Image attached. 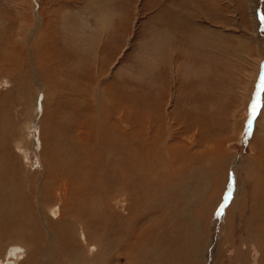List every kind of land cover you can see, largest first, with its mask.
Here are the masks:
<instances>
[{
	"label": "rangeland",
	"instance_id": "1",
	"mask_svg": "<svg viewBox=\"0 0 264 264\" xmlns=\"http://www.w3.org/2000/svg\"><path fill=\"white\" fill-rule=\"evenodd\" d=\"M261 16L264 0H0V187L18 192L2 225L33 246L19 264L264 263V92L246 134Z\"/></svg>",
	"mask_w": 264,
	"mask_h": 264
},
{
	"label": "bare ground",
	"instance_id": "2",
	"mask_svg": "<svg viewBox=\"0 0 264 264\" xmlns=\"http://www.w3.org/2000/svg\"><path fill=\"white\" fill-rule=\"evenodd\" d=\"M168 11V10H167ZM99 33V32H98ZM97 115H99V114H97ZM34 118V117H33ZM153 119V118H152ZM151 119V120H152ZM155 120V119H154ZM154 120H152V121H154ZM33 121H35V120H33ZM160 122V121H159ZM156 123V122H155ZM155 123H153L154 124V126H155ZM34 124V123H33ZM32 124V125H33ZM159 124V123H158ZM157 124V125H158ZM146 126V125H145ZM148 127H151V126H148ZM153 127V126H152ZM185 127V126H184ZM156 128V127H155ZM154 128V129H155ZM171 128V127H170ZM186 128V127H185ZM136 129V128H135ZM144 129V128H143ZM146 129V128H145ZM148 129H150V128H148ZM169 129V128H168ZM139 130V129H138ZM164 130H166V129H164ZM163 130V132L165 133V131ZM172 130V129H171ZM187 130V129H186ZM186 130H184V131H186ZM144 131V130H143ZM159 131H162L161 129H159ZM137 133H138V131H136ZM136 132H133V133H136ZM167 132V131H166ZM170 132V131H169ZM188 132V131H187ZM139 133H140V131H139ZM146 133H147V131H146ZM161 133V132H160ZM132 134V133H131ZM144 134H145V132H144ZM143 134V135H144ZM162 134V133H161ZM137 135V134H136ZM141 135V134H140ZM150 135H151V133H150ZM150 135L149 136H147V134H146V136L147 137H150ZM158 135V134H157ZM131 137L130 138H127V139H130V140H132L133 142L132 143H134L135 142V137L133 136V135H130ZM139 135H137V137H138ZM146 136H143V138L141 139V141L146 137ZM169 136V135H168ZM140 137V136H139ZM138 137V138H139ZM162 137V136H161ZM160 137V138H161ZM167 137V136H166ZM165 137V135H164V137L163 138H166ZM172 137V136H171ZM141 138V137H140ZM139 138V139H140ZM159 138V139H160ZM169 138V137H168ZM167 138V139H168ZM172 138H174V137H172ZM192 138V137H191ZM147 139V138H146ZM184 139H186V138H184ZM152 140V139H151ZM30 141V140H29ZM144 141V140H143ZM142 141V142H143ZM153 141V143H154V141L155 140H152ZM161 141H163V139L161 140ZM185 141V140H184ZM121 142H122V140H121ZM146 142V141H145ZM164 142H166V140L164 141ZM24 143V142H23ZM30 143V142H29ZM29 143H27L26 144V146H29ZM131 143V142H130ZM131 143V144H132ZM136 143V142H135ZM140 143V142H139ZM152 143V142H151ZM156 143H158L159 144V142H156ZM155 143V144H156ZM167 143V142H166ZM185 143V142H184ZM195 143V142H194ZM197 143V142H196ZM137 144V143H136ZM146 144V143H145ZM144 144V145H145ZM158 144H157V146H158ZM192 144V143H191ZM113 145H115V144H113ZM142 145H143V143H142ZM154 145V144H153ZM188 145V144H187ZM186 145V146H187ZM196 145V144H195ZM194 145V146H195ZM21 146V145H20ZM26 146H24V148L26 147ZM141 146V145H140ZM140 146H138V147H140ZM164 146V145H163ZM116 147V146H115ZM132 147V146H131ZM135 147V146H134ZM145 147V146H144ZM144 147H143V149H144ZM147 147V146H146ZM145 147V148H146ZM152 147V146H151ZM160 147V146H159ZM190 147H191V145H190ZM197 147V146H196ZM22 148H23V146H22ZM136 148V147H135ZM155 148V147H154ZM193 148V147H192ZM80 149V148H79ZM78 149V151H80ZM157 149V148H156ZM155 149V150H156ZM167 149V148H166ZM190 149V148H189ZM194 149V148H193ZM22 150V149H21ZM27 150V149H26ZM25 150V151H26ZM123 149H121L120 151H122ZM145 150V149H144ZM150 150H154L153 149V147H152V149L150 148ZM175 150V149H174ZM173 150V151H174ZM181 150V149H180ZM191 151H193L192 149H190ZM136 152L135 153H137V151L138 150H135ZM188 151V150H187ZM139 152V151H138ZM145 152V151H144ZM154 152V151H153ZM156 152H157V150H156ZM166 152V151H165ZM171 152V151H170ZM176 152V151H175ZM80 153V152H79ZM141 153V152H140ZM179 153V152H178ZM182 153V152H181ZM197 153V152H196ZM24 154V153H23ZM133 154V153H132ZM139 153H137V155H138ZM146 154V153H145ZM150 154V157H148L149 158V160H151L150 158L152 157L153 159L152 160H155L157 157H153V156H151V154H153L152 152H150L149 153ZM176 154V153H175ZM136 155V154H135ZM140 155H142V154H140ZM147 155V154H146ZM159 155V154H158ZM164 155H165V153H164ZM178 156H179V154H177ZM197 155V154H196ZM143 156H144V154H143ZM140 157V156H139ZM146 157V156H145ZM181 157V156H180ZM191 157V156H190ZM196 157V156H195ZM116 158H117V156H116ZM148 158H147V161H148ZM177 158V157H176ZM158 159V158H157ZM194 159V158H193ZM138 160V159H137ZM162 160V159H161ZM157 161V160H156ZM151 162V161H150ZM155 162V161H154ZM159 163H160V161H158ZM40 164V163H39ZM84 164V163H83ZM151 164V163H150ZM147 165H149V162H148V164ZM151 165H153V164H151ZM155 166V165H154ZM144 167H146V166H144ZM149 167V166H148ZM151 167H153V166H151ZM80 168H82L81 170H83V166L82 167H80ZM79 168V169H80ZM85 168V167H84ZM156 168V167H155ZM94 169V168H93ZM142 169V168H141ZM146 169V168H145ZM153 168H151V170H152ZM188 169V168H187ZM186 169V170H187ZM156 170V169H155ZM154 170V171H155ZM173 170V167L171 168V170L170 171H172ZM192 171V170H191ZM128 172H130V171H128ZM153 172V171H152ZM156 172V171H155ZM174 172V171H173ZM121 173V172H120ZM144 173V172H143ZM91 174V173H90ZM129 174V173H128ZM148 174V173H147ZM146 174V175H147ZM87 176H88V174H86ZM143 175V174H142ZM151 175H152V177H151ZM84 176V175H83ZM169 176H170V173H169ZM169 176H167V177H169ZM126 177V176H125ZM149 177V176H148ZM150 177H151V182L153 181L155 184H156V182L157 181H155L156 179H157V173H155V174H150ZM86 178V177H85ZM74 179V178H73ZM121 179V178H120ZM149 179V178H148ZM169 179V178H168ZM77 179H75V180H73V181H76ZM81 180H83V179H81ZM142 180V179H141ZM149 180V181H150ZM114 181V180H113ZM113 181H112V183H113ZM118 181V180H117ZM169 181V180H168ZM62 182V181H61ZM80 182H82V181H80ZM171 182V181H170ZM128 183V182H127ZM81 184V183H80ZM86 184V183H85ZM126 184V183H125ZM154 184V185H155ZM172 184V183H171ZM188 183H186V185H187ZM68 185V184H67ZM72 185H74V184H72ZM88 185V184H87ZM120 185V184H119ZM148 185H151V184H148ZM165 185H166V183H165ZM190 185V184H189ZM82 186H84V185H82ZM164 186V185H163ZM126 187V186H125ZM134 187V186H133ZM140 187V186H139ZM142 188H144L143 186H141ZM140 187V188H141ZM183 187V186H182ZM65 188V186L63 185L62 186V190L63 191H66V189H64ZM84 188V187H83ZM85 188H86V186H85ZM121 188V187H120ZM119 188V189H120ZM135 188V187H134ZM139 188V189H140ZM185 187H183V189H184ZM187 188V187H186ZM190 188V187H189ZM73 189V188H72ZM118 189V190H119ZM122 189V188H121ZM127 189V188H126ZM138 189V188H137ZM188 189V188H187ZM186 189V190H187ZM82 190H84V189H82ZM123 190V189H122ZM144 191V190H143ZM149 191V190H148ZM147 191V192H148ZM151 191V190H150ZM156 191V190H155ZM188 191V190H187ZM187 191H184V192H187ZM258 191V190H257ZM57 192H61V190L59 191H57ZM85 192V191H84ZM139 192H141V190L139 191ZM146 192V191H145ZM156 192H158V191H156ZM155 192V193H156ZM90 194V193H89ZM88 194V195H89ZM116 194V193H115ZM182 194H183V192H182ZM85 195V194H84ZM147 195V194H146ZM146 195H145V197H146ZM143 196V195H142ZM73 197H75L74 195H73ZM84 197V196H83ZM127 197H133V190H128V196ZM144 197V196H143ZM76 198V197H75ZM147 198V197H146ZM74 199V198H73ZM154 199V198H153ZM157 199V198H156ZM155 199V200H156ZM84 200H86V199H84ZM138 200H139V198H138ZM141 200V199H140ZM149 200H151V199H149ZM1 201H4V209L5 210H7V212H11L12 211V209H13V211H14V208L16 207V204H18V192H14V191H11V190H8V189H6V188H4V186H3V184H2V187H0V202ZM40 201V200H39ZM39 201H38V203H39ZM133 201V200H132ZM134 201H135V198H134ZM157 201H159V199H157ZM165 201V200H164ZM155 202V201H154ZM168 201H166V203H167ZM103 203V202H102ZM138 203V202H137ZM159 203V202H158ZM166 203H163V204H166ZM70 204V203H69ZM134 204V203H133ZM150 204H151V202H150ZM157 203H155V205H156ZM170 204V203H169ZM77 205V204H76ZM86 205V204H85ZM147 205H149V204H147ZM159 205V204H158ZM83 206V205H82ZM81 206V207H82ZM139 206V205H138ZM145 207H146V205H145ZM153 207H154V205H153ZM158 207H161V204H160V206H158ZM164 207H166L165 205H164ZM88 208V207H87ZM41 209V208H40ZM146 209V208H145ZM157 209V208H156ZM262 209H264V208H262ZM48 210V209H47ZM52 210V209H51ZM83 210V209H82ZM81 210V211H82ZM84 210H86L85 208H84ZM83 210V211H84ZM155 210V209H154ZM161 210V209H160ZM53 211V210H52ZM88 211V210H87ZM142 211V210H141ZM140 211V212H141ZM153 211V210H152ZM157 211H158V209H157ZM18 212V211H17ZM54 212V211H53ZM148 212V211H147ZM159 212V211H158ZM162 212V211H161ZM262 212V211H261ZM136 213H137V211H136ZM142 213H144V212H142ZM18 214V213H17ZM23 214V213H22ZM22 214H21V217H22ZM58 213H56V212H54L53 213V215H57ZM77 214V213H76ZM59 215V214H58ZM76 216V215H75ZM101 216V215H100ZM3 217H4V211H3V207H1L0 206V238H4V239H10V238H12V235L11 234H13V233H16L15 235H16V239H14L13 238V240H9L8 242H6V243H2L1 241H0V264H19V261H20V257H18L17 256V254H19L18 253V251H22V254L24 255V259H26V254L25 253H27V252H31V250L33 249V246H32V243L30 242V244H31V247H28L29 245H28V243H27V241L25 240V237H27V236H25L19 229H14L13 231H7V230H9V228H6L5 230H4V224L2 225V223L4 222V221H2V220H4L3 219ZM7 217V216H6ZM16 217V216H15ZM34 216H33V211H27L24 215H23V219H22V221H19V223L20 224H22V225H25V223H27V224H29V225H31L32 227H34V224L30 221V220H32V218H33ZM15 219V218H14ZM15 221H17V220H15ZM45 221V220H44ZM47 223V222H46ZM16 224V223H15ZM76 224V223H75ZM130 224V223H129ZM161 224V223H160ZM6 225V224H5ZM11 226V225H10ZM20 226V225H19ZM46 226V225H45ZM260 226V225H259ZM75 227V230L77 231V233H78V227H80V226H77V225H75L74 226ZM16 228H18V227H16ZM263 229V228H262ZM74 230V229H73ZM134 231V230H133ZM157 232V231H156ZM51 233V232H50ZM124 233H126L125 231H124ZM15 237V236H14ZM55 237V236H54ZM163 237H165V236H163ZM28 238V237H27ZM150 238V237H149ZM120 239L121 238H119V241H120ZM123 239V238H122ZM98 240V239H97ZM4 241V240H3ZM99 241V240H98ZM118 241V242H119ZM121 241H123V240H121ZM147 241V240H146ZM151 241H152V239H151ZM156 241H157V239H156ZM5 242V241H4ZM121 243V242H120ZM127 243V242H126ZM118 247H119V245H118ZM162 250V249H161ZM13 251V253L14 254H12V255H10V252H12ZM259 252V251H258ZM29 254V253H28ZM261 254V253H260ZM47 255V254H46ZM92 255L93 254H91L89 251H87L86 249H85V251L84 252H82L81 254H79V255H77L76 257H73V258H71V262L73 263V264H84V262H83V260H87V258H88V256H90L89 258H88V261L91 259V257H92ZM50 257V256H49ZM23 259V258H22ZM140 259H141V257H140ZM165 259V258H164ZM144 260V259H143ZM104 261V260H103ZM121 261V260H120ZM137 261V260H136ZM138 261H140L139 259H138ZM159 262H160V259H159ZM127 263H129V261L127 262ZM140 263H144L143 261H141ZM21 264H24L23 262H21ZM26 264H28V263H26ZM264 264V263H263Z\"/></svg>",
	"mask_w": 264,
	"mask_h": 264
},
{
	"label": "snow or ice",
	"instance_id": "3",
	"mask_svg": "<svg viewBox=\"0 0 264 264\" xmlns=\"http://www.w3.org/2000/svg\"><path fill=\"white\" fill-rule=\"evenodd\" d=\"M261 20L264 21V16H261ZM264 92V72L261 73L260 76V81L259 84L257 85V91L255 93L253 102L251 104V111L249 114V119L246 122V134L250 135L251 134V130H252V123L253 120L255 119V117L258 114L259 109L261 108V104H260V95L261 93ZM231 192H232V184H229V188H228V194L225 198V203L227 202L228 197L231 196ZM223 205L221 206L220 211H223Z\"/></svg>",
	"mask_w": 264,
	"mask_h": 264
}]
</instances>
